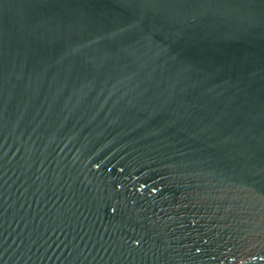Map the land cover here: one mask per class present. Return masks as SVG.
Masks as SVG:
<instances>
[{
    "label": "water",
    "instance_id": "95a60500",
    "mask_svg": "<svg viewBox=\"0 0 264 264\" xmlns=\"http://www.w3.org/2000/svg\"><path fill=\"white\" fill-rule=\"evenodd\" d=\"M0 264H264V0H0Z\"/></svg>",
    "mask_w": 264,
    "mask_h": 264
}]
</instances>
